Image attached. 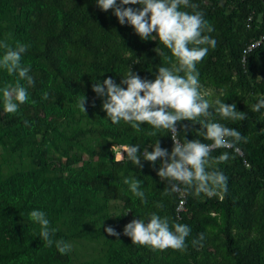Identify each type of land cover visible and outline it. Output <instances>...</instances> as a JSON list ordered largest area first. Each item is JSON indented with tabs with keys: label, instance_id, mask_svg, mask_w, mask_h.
Returning <instances> with one entry per match:
<instances>
[{
	"label": "trees",
	"instance_id": "16d2710c",
	"mask_svg": "<svg viewBox=\"0 0 264 264\" xmlns=\"http://www.w3.org/2000/svg\"><path fill=\"white\" fill-rule=\"evenodd\" d=\"M262 35L264 0H0V264H264Z\"/></svg>",
	"mask_w": 264,
	"mask_h": 264
},
{
	"label": "built area",
	"instance_id": "2783aa9c",
	"mask_svg": "<svg viewBox=\"0 0 264 264\" xmlns=\"http://www.w3.org/2000/svg\"><path fill=\"white\" fill-rule=\"evenodd\" d=\"M263 41H264V35H262L260 39L254 41L247 48V52L252 51L255 47L259 46ZM172 134H173L174 142L181 145V143L177 137V127L176 126H174L172 128ZM221 146H224L227 148H231L233 146L231 143H229L228 141L225 140V131L223 129L219 130L218 138L214 142H211V143L196 142V143H193L190 147L183 148L182 155L179 158L180 169L178 172V180H181L184 177V175L186 174L187 169L190 165L191 160L195 156H198L199 154L204 153V152H209V151L216 149V148H219ZM235 150L242 154L241 149L239 147H235ZM176 190L180 192V198H181L178 210H183L185 208V194H184L182 187L179 183L176 185Z\"/></svg>",
	"mask_w": 264,
	"mask_h": 264
},
{
	"label": "rangeland",
	"instance_id": "374dc122",
	"mask_svg": "<svg viewBox=\"0 0 264 264\" xmlns=\"http://www.w3.org/2000/svg\"><path fill=\"white\" fill-rule=\"evenodd\" d=\"M128 149L127 146H121V149L118 151L116 158L121 159L124 156V150ZM87 250V249H84Z\"/></svg>",
	"mask_w": 264,
	"mask_h": 264
}]
</instances>
